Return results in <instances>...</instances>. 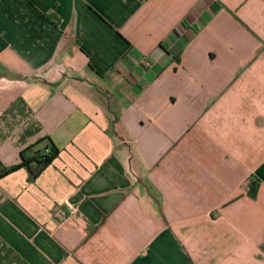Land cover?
Segmentation results:
<instances>
[{"label": "crops", "instance_id": "1", "mask_svg": "<svg viewBox=\"0 0 264 264\" xmlns=\"http://www.w3.org/2000/svg\"><path fill=\"white\" fill-rule=\"evenodd\" d=\"M0 264H264V0H0Z\"/></svg>", "mask_w": 264, "mask_h": 264}, {"label": "trees", "instance_id": "2", "mask_svg": "<svg viewBox=\"0 0 264 264\" xmlns=\"http://www.w3.org/2000/svg\"><path fill=\"white\" fill-rule=\"evenodd\" d=\"M42 138L34 144L21 151V161L9 166L1 175H6L20 168H26L29 172L30 180H35L59 155L60 149L53 143L42 146ZM50 147V152H45V148ZM255 195V194H254ZM93 231V229H92Z\"/></svg>", "mask_w": 264, "mask_h": 264}, {"label": "built area", "instance_id": "3", "mask_svg": "<svg viewBox=\"0 0 264 264\" xmlns=\"http://www.w3.org/2000/svg\"><path fill=\"white\" fill-rule=\"evenodd\" d=\"M50 150H51L50 147L45 148V152L47 153L50 152Z\"/></svg>", "mask_w": 264, "mask_h": 264}]
</instances>
